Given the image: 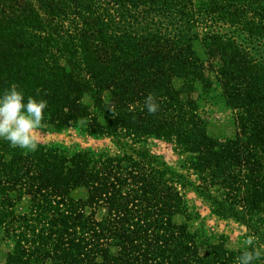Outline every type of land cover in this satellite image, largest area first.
<instances>
[{"label":"trees","instance_id":"obj_1","mask_svg":"<svg viewBox=\"0 0 264 264\" xmlns=\"http://www.w3.org/2000/svg\"><path fill=\"white\" fill-rule=\"evenodd\" d=\"M12 83L47 100L41 127L116 150L0 139L2 264H237L249 236L264 245V0H0ZM202 102L234 136L207 131ZM149 138L179 167L134 148ZM195 200L244 224L238 245L191 229Z\"/></svg>","mask_w":264,"mask_h":264},{"label":"rangeland","instance_id":"obj_2","mask_svg":"<svg viewBox=\"0 0 264 264\" xmlns=\"http://www.w3.org/2000/svg\"><path fill=\"white\" fill-rule=\"evenodd\" d=\"M205 102V101H203ZM202 102V103H203ZM205 104V105H203ZM201 113L207 119V131L214 136H234L235 126L232 114L229 109L221 108L218 105L203 103ZM202 108V107H201ZM38 142L46 145H61L68 149L73 148H91L94 150L109 149L115 151L116 148L109 138H94L89 135H80L73 128L55 130L49 126L40 127L36 131ZM134 148L143 150L148 148L151 153L158 154L162 160H165L173 168H178L182 155H178L170 142L149 138L146 142H140L134 145ZM193 196L192 193L189 194ZM198 211L201 213V220H191L189 225L192 230H200V232L212 237V235L225 234L228 236L232 245H238L241 237L245 232V226L241 222L232 219H222L207 213L206 206L193 201ZM27 204L25 198L18 208H23ZM6 246L0 240V264L3 263L4 251Z\"/></svg>","mask_w":264,"mask_h":264},{"label":"clouds","instance_id":"obj_3","mask_svg":"<svg viewBox=\"0 0 264 264\" xmlns=\"http://www.w3.org/2000/svg\"><path fill=\"white\" fill-rule=\"evenodd\" d=\"M144 105L149 113L158 110V103L152 94L145 97ZM47 100L26 95L15 83L0 90V139L10 146L35 151L38 146L36 131L42 125ZM245 247L236 258L237 264H257L264 260V245L258 238L249 236Z\"/></svg>","mask_w":264,"mask_h":264}]
</instances>
